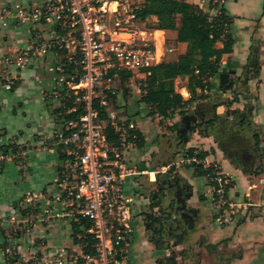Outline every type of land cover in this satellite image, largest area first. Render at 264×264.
Returning <instances> with one entry per match:
<instances>
[{"label":"crops","instance_id":"1","mask_svg":"<svg viewBox=\"0 0 264 264\" xmlns=\"http://www.w3.org/2000/svg\"><path fill=\"white\" fill-rule=\"evenodd\" d=\"M142 1L138 0L140 4ZM185 1L202 8L210 17L216 14L210 8L214 0ZM29 3L28 0H0V56L26 46L33 35L39 37V32H31V28L36 31L47 29L48 33L42 37L50 36L49 24L36 22V17L27 12L29 9L24 11V7L29 8ZM223 7L233 18L230 26L232 51L222 56L217 74L209 78L211 87L208 92L204 94L197 90L195 101L172 116L149 115L150 108L141 102L139 86L144 73L129 78L117 75L104 83L114 91V102L109 98L107 111L125 117L144 139L142 149L132 147L125 153L126 163L133 174L125 182V194L132 200V233L124 264H264V0H225ZM18 8L22 13L17 19ZM2 10H5L3 14ZM151 19L156 23L155 17ZM138 30L141 38L153 46L156 64L175 62L186 50V44L176 42L175 31L146 27ZM158 33L161 36L156 40ZM254 41L261 45L259 76L244 82L243 71ZM4 42L12 46L7 47ZM221 46V43L217 44L218 48ZM45 57L57 60V55L50 52ZM42 65L44 59L35 55L27 67L20 70L10 68L9 79L14 77L16 81L12 89L4 88L0 80V148L13 143L18 147H31L25 158L26 173H20L19 166L11 159L3 162L0 217L9 215V210H13L26 193L39 198L42 207L50 200V192L54 189L52 181L56 177L59 156L52 139L59 127L55 113L58 104L47 96V92L54 88L52 68L47 63L45 68ZM175 83H181L177 92L188 101L187 78H177ZM201 96L205 97L203 101L217 104L215 113L222 122L226 121V129L220 126L221 123L209 128L193 116L182 123V115L193 114L197 105L203 102ZM234 111L242 113L243 117L238 119L233 115ZM237 122L242 124L239 126ZM191 126H195V130L189 132ZM239 129H245L244 133L241 132L248 135L254 151L249 171L219 146L220 141L228 140L230 134ZM252 134L258 136L257 147ZM189 149L207 152L203 165L215 167L229 178L231 186L225 195L227 205L222 206L214 200V188L207 178L195 176L193 168L187 167L192 161L186 159ZM171 168L173 172L168 173ZM175 174L176 179L185 182L189 188L184 197V210L191 214L188 228L180 220H173L175 217L169 215L170 211L166 212L167 215L158 211L165 191H159L158 187L167 176L173 180ZM159 178L162 179L160 183ZM44 191L45 197L42 196ZM152 191L161 198L153 208L155 217L161 219L165 228L160 238L146 230L142 217L152 204ZM44 217L41 209L32 217L34 245L27 244V240L31 242L28 237L12 242L19 255L13 264H48L44 257L35 255L44 247L49 252L70 248L81 256L80 248L71 244L70 227L66 221L57 219L45 225L42 223ZM167 234L173 242L167 241ZM42 235L44 241L40 240ZM4 243V237L0 236V264H9L8 245L11 242L7 241V249H3ZM39 255L45 256L44 252ZM52 264L72 262L65 260Z\"/></svg>","mask_w":264,"mask_h":264},{"label":"built area","instance_id":"2","mask_svg":"<svg viewBox=\"0 0 264 264\" xmlns=\"http://www.w3.org/2000/svg\"><path fill=\"white\" fill-rule=\"evenodd\" d=\"M28 1L30 6L25 10L29 9L36 22L44 19L51 28L50 39L59 38L60 47L67 52L65 63L56 68L62 91L57 95L58 109L61 114L80 112L77 120L62 122L53 133L59 166L50 201L40 207V199L28 193L24 202L36 205L44 215L55 205L69 207L75 223L89 224V228L81 226L80 230L92 236L95 254L83 255L85 264H124L132 233V200L125 194V182L133 174L125 153L133 147L135 138L129 141L128 132L135 129L125 117L107 111V94L113 95L114 91L104 83L118 75L116 70L137 75L156 65L153 46L141 38L137 27L140 4L138 0ZM224 2L214 0L213 4ZM17 12L21 16V9ZM107 19L110 24L106 25ZM18 60L26 61L21 57ZM66 65L70 67L68 72ZM209 82L203 81L204 94ZM101 111L118 134V145L107 141ZM214 169L217 201L227 205L229 178Z\"/></svg>","mask_w":264,"mask_h":264},{"label":"trees","instance_id":"3","mask_svg":"<svg viewBox=\"0 0 264 264\" xmlns=\"http://www.w3.org/2000/svg\"><path fill=\"white\" fill-rule=\"evenodd\" d=\"M210 8L216 10V14L213 17H210L202 8L190 4L185 0H143L139 9L136 11V17L139 21H145L152 16L156 18V24L154 26H148L151 30L175 31L176 42L186 44L185 52L175 62L156 64L143 71L145 77L139 83L142 92L141 102L150 108L149 115L157 114L162 118H168L175 111L195 101L197 90L203 91V81L216 75L222 56L231 53L233 39L230 33V26L233 18L226 13L223 5L216 3L212 4ZM218 43L222 45L220 48L217 47ZM254 43L249 48L247 63L244 67V82L259 76L260 51L256 47L259 42L254 41ZM116 72L121 78L133 76L123 71L116 70ZM177 78H187L186 89L190 95L188 101H184L182 96L177 92L175 85ZM210 87L209 82L208 89ZM180 92L182 93V91ZM202 96L200 99L203 101L205 97ZM107 98H110L114 102L113 95L107 94ZM67 106L71 107V104H67ZM94 107L99 109L97 103L94 104ZM216 107L217 104L214 102L203 101L197 105L193 114L185 113L182 115V123H185V121L190 119L189 117L193 116V118L197 117L201 123L209 126V128L215 123H221L220 126L226 129V121L223 120L222 122L221 118L215 113ZM61 112V109L55 111L57 118L60 119L59 124L67 120H77L80 111L71 114H61ZM233 115L238 117V119L243 117V114H239L237 111H234ZM100 118L106 122L105 133L107 141L118 145V134L115 132L106 113L101 111ZM237 123L239 126L242 124ZM235 124L231 125L234 126ZM194 130L195 126L189 128V132ZM244 130L239 129L232 132L228 140L224 142L220 141L219 146L229 157L238 160L243 168L249 171L253 163L254 151L250 147L248 135L243 134L245 132ZM132 137H135L133 147L142 149L144 139L141 133L136 130H131L128 132V140H132ZM253 143L255 147L259 145V139L256 134L253 135ZM12 145L9 144L8 146L1 147L0 151L6 155L12 148L15 150L16 146ZM207 155V152L197 149L187 150L186 159L192 160L187 167L193 168L195 176L207 178L210 186L216 190L217 184L213 181L214 167H205L203 165V161ZM172 172L173 169L171 168L168 173ZM20 173H22L21 170ZM167 177L165 180H169ZM177 177L175 174L173 179L178 180L176 179ZM183 183L187 185L185 182ZM214 200H218L216 194ZM156 206L157 204H151L150 207L152 209ZM81 226L86 229L89 228V224L84 221L81 224L75 223L74 235L77 234L80 236L79 239H75V242L80 244L84 255H94L95 250L92 247L94 240L91 235L80 230ZM0 236L5 237L3 230H0ZM7 245V240L5 239L3 249H7ZM15 262L16 257L7 260L9 264Z\"/></svg>","mask_w":264,"mask_h":264},{"label":"rangeland","instance_id":"4","mask_svg":"<svg viewBox=\"0 0 264 264\" xmlns=\"http://www.w3.org/2000/svg\"><path fill=\"white\" fill-rule=\"evenodd\" d=\"M5 10L10 11L8 9H5ZM5 10H2V14L4 13ZM18 14L19 13L17 12V15H16L17 19L19 18ZM105 22H106V25L110 24V21L108 19L105 20ZM40 23L45 24L46 22L44 21V19H41ZM154 24L156 23L153 22V19H151V17L147 18L145 21H137V27L140 30H145V27L151 30L148 26H154ZM32 31L39 32L37 35L39 37H36L33 35L34 38L26 42V46L19 47L18 49H15L14 51H9L6 53L4 52V54L0 56L1 83L4 85V88H6V86H10V88L12 89L16 81L14 77L11 80L9 79L10 68L12 69V67H14V69L20 70L23 67H27L29 64V60L31 58H34L35 55L40 56L41 58L44 59V65H42V67L45 68L46 63L50 65V67L52 68L51 73L53 74L52 76L54 78V88L51 91L47 92V96L49 95V98L56 100L58 104L57 107H59V97L57 95L61 94L62 91H60V87H58L59 85L57 83L58 82L57 76L59 75V72L57 71L56 68L61 66V64L65 63V55L67 54V52L65 51V49L60 47L59 38L56 37L57 39L56 38L50 39L49 36L46 38L42 37V34L48 33L47 29H45V31L43 29H41V31H36V29L31 28V32ZM57 33H58L57 36H59L60 35L59 29H57ZM4 45L7 47L12 46V44L8 42H4ZM257 45L258 46L256 47L260 51L261 45L260 44H257ZM49 52L57 55L56 61L54 59L51 60L48 57H45L48 55ZM19 57L26 59V61L23 63H19V60H18ZM69 69L70 67L66 65L67 72L69 71ZM180 84L181 83H178V84L175 83L176 88L179 87ZM56 120L59 123L60 119L57 118V114H56ZM52 140H54V138ZM12 146H16L15 150L14 148H12L6 155L0 151V170L2 169L3 162L6 159H11L17 166H19L22 173H26L25 158L27 155V151L31 147H28V146L18 147L14 143ZM158 180H159L158 181L159 183L162 181L161 178H159ZM52 184H54V181H52ZM163 190L165 191L163 192L164 199H163L162 206H161L162 211H164L165 213L170 211L169 215H174V217L178 216V214L176 213V210L171 211L169 207L170 201L172 198V191L167 190L165 188ZM26 196H27V193L24 194V196L21 198V200L19 201L17 205L13 206V210H11L12 208L9 210V215H3V217H0V230H3L4 228L7 230V233H5V229L3 230L4 236H5L4 239L11 242V245L10 244L8 245V257L9 258L19 257L17 249H14V245L12 244V242H14L16 239L27 240L26 238L28 237V239H30L31 242H28L27 240V244L30 243V245H34L35 239L32 234V230L34 227V220L32 219V217L38 213L39 208H37L36 205L25 203L24 199L26 198ZM42 196L44 197L46 196L45 191L42 192ZM151 198H152L151 199L152 204L156 203L157 201L159 202L161 200L160 194L156 192H153L151 194ZM49 201H46V202H49ZM44 216L45 217L43 218L44 220L42 221V223L45 225L48 222H51L57 219L66 221L67 225H69L70 227L69 233H70L71 244L72 246L79 247L81 251V256H83L84 253H83L82 247L80 246V244L75 242V239L76 240L79 239L80 236L77 234L74 235L75 222L73 220L74 216H72L71 209L65 206H58L57 208L53 207L51 208L50 213L45 214ZM166 236H167L168 242L169 240L173 242L169 234H167ZM40 240L44 241L43 235L40 238ZM43 246L44 245H40V247H43ZM40 252H44L45 256L39 255ZM40 252H37L35 255L37 257L41 256L42 259L44 257V259L46 260L48 264L64 262L65 260L72 262V264H85V261L82 260V257L78 255L79 253H76L73 249H70V248H61V249L56 250L55 252H49L44 247ZM37 257H35V259H38Z\"/></svg>","mask_w":264,"mask_h":264},{"label":"flooded vegetation","instance_id":"5","mask_svg":"<svg viewBox=\"0 0 264 264\" xmlns=\"http://www.w3.org/2000/svg\"><path fill=\"white\" fill-rule=\"evenodd\" d=\"M159 191H163V189H169L172 191V198L170 201V210L175 211L178 214L173 220H180V222L184 225L185 228L191 226L190 216L191 214L188 211L184 210V197L188 194L189 188L180 180H166L163 181L162 186H159ZM159 203V202H156ZM159 206V205H158ZM159 210H162L161 207ZM153 208L149 207L147 212L142 214L144 219L146 230L151 232L154 237L160 238L162 234H164L162 229H165L161 223V219L159 217H155ZM167 215V214H166ZM149 217V218H148ZM157 224V225H156ZM156 225V228H155Z\"/></svg>","mask_w":264,"mask_h":264},{"label":"bare ground","instance_id":"6","mask_svg":"<svg viewBox=\"0 0 264 264\" xmlns=\"http://www.w3.org/2000/svg\"><path fill=\"white\" fill-rule=\"evenodd\" d=\"M113 8H114V6H111V9H113ZM160 36H161V34H160V33L156 34V35H155V37H156V40H158ZM158 50H159V46H158Z\"/></svg>","mask_w":264,"mask_h":264}]
</instances>
